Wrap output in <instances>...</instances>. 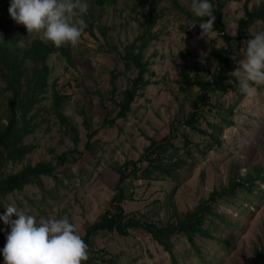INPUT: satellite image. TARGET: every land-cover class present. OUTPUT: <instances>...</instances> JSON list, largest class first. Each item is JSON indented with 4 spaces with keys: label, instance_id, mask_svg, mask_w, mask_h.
I'll use <instances>...</instances> for the list:
<instances>
[{
    "label": "rangeland",
    "instance_id": "rangeland-1",
    "mask_svg": "<svg viewBox=\"0 0 264 264\" xmlns=\"http://www.w3.org/2000/svg\"><path fill=\"white\" fill-rule=\"evenodd\" d=\"M159 1L160 18L153 28L159 38L152 40L145 51V57L151 62V71L147 74L151 82L140 91L134 109L125 121L118 119L113 127H104L103 119L108 111L103 103L108 105L110 115L115 116L111 98L119 97L138 73L136 69L126 72L121 52L109 46L124 52L127 45L139 40L154 10L153 0H116L104 6L87 0V21L94 22L96 36L86 29L75 47L67 45L71 49V62L58 52L48 58V87L29 114L35 131L26 141L35 144L37 149L23 164L9 163L6 171L16 173L27 165L55 162L57 155L74 147L54 110V91L67 96L62 110L79 132L78 150L83 153H75V156L82 158L84 154L81 164L72 166L65 176L61 174L59 178H64L61 182L45 178V189L29 185L23 191L8 194L0 215L6 212L5 206L15 204L38 219L68 217L80 236H84L87 227L101 218L115 197L119 179L116 169L127 160L139 161L152 139L161 140L170 135L173 121L181 122L188 116L198 88L186 87L179 68L181 57L189 63H199L204 74L212 75L218 66L213 53L228 44L219 30L213 31L210 40L199 38L201 20L187 14L194 15L190 10L191 0ZM247 3L249 9L257 5L256 0L227 1L223 18L231 37L237 36L239 20L246 16ZM101 27L106 28V35L100 32ZM260 31H264V21L257 20L246 28L248 39L234 41L232 58L237 62L241 60L246 41ZM4 34L16 38L20 47L30 46L36 39L42 40L35 33L28 35L26 28L17 24L9 13L0 21V36ZM113 74L116 90L111 92ZM182 84L185 87H180ZM234 84L238 85L236 90L213 95V101L220 102L224 116H229L227 109L235 104L234 124L230 127L224 122V117L216 114L217 108L213 112L206 111L205 117L200 119L201 128L210 133L213 130L207 119L223 126L219 133L222 146L208 135L180 127L173 140L178 148L177 155L186 162L179 170L180 177L153 182L129 179L128 199L124 203L127 213L162 226L176 214L181 217L196 211L215 191L222 192L248 169L259 167L264 170V85H253L256 92L248 96L241 92L237 81ZM9 94L0 78V112L8 102ZM235 98L238 101L234 103ZM82 109L89 119L90 131L84 125ZM94 131L92 148L84 153L87 134ZM186 134L192 142L189 147L184 143ZM208 145L214 147L207 149ZM242 169L246 171L242 173ZM260 183L264 187V182ZM253 196L256 194L249 195L240 189L237 196L221 198L214 205L215 212L225 215L231 223H225L219 217L208 218L205 227L217 238L197 233L196 246L203 255L198 254L196 246L184 234H177L174 241L179 263L264 264L255 253V248L264 245V194L256 200H252ZM9 230L0 220V250ZM129 232V235L97 232L93 235L94 247L103 249L100 254L105 259L115 255L116 264H175L172 254L150 234L133 229Z\"/></svg>",
    "mask_w": 264,
    "mask_h": 264
},
{
    "label": "trees",
    "instance_id": "trees-1",
    "mask_svg": "<svg viewBox=\"0 0 264 264\" xmlns=\"http://www.w3.org/2000/svg\"><path fill=\"white\" fill-rule=\"evenodd\" d=\"M113 1L116 0H94V4L98 3L100 6H104ZM227 1L210 0L213 4V15L216 17L213 30H219L220 34L224 33L228 44L226 48L218 49L213 53V58L218 60L216 70L212 75H206L199 63H189L184 57H181L179 68L186 87L198 88L194 98V107L181 122L173 121V130L170 135L161 140L152 139L150 146L147 147L145 154L139 161L127 160L116 169L119 179L114 199L111 200L110 206L101 218L89 225L85 235L81 236L88 245L89 250V259L83 262V264H116L115 255H111L108 259L101 256L100 253L103 249H96L94 247L93 235L97 232L129 235V231L132 229L150 234L154 241L161 244L166 251L172 254L175 264H180L176 255L174 241V237L177 234H184L188 241L196 246L195 238L197 233L217 238L205 227L209 217H219L225 223H231L225 215H219L215 212L214 205L221 198L230 195L237 196L240 189L249 195L255 193L256 196H253L252 200L263 197L264 187H261L262 184L260 182H264V170L254 167L253 169H248L244 176L238 175L237 178H234L230 182V186L223 189L222 192L215 191L208 201L201 203L197 207L196 211L181 217L176 214L169 222L162 226L148 219L143 220V218L135 214L127 213L124 206L125 201L128 199L127 181L129 179L153 182L180 177L179 170L184 167L186 162L184 158L177 155L178 148L173 141L180 127H186L194 132L208 135L221 147L223 141L220 139L219 133H221L223 126L212 123L207 119L209 128L213 130L210 133L207 129L201 128V117L204 116L206 111L210 110L213 112L217 108L216 114H221L224 117V122L229 124L230 127L234 124L233 111L235 104H231L228 107L229 116H224L220 102L213 101V95H217L218 92L225 95L231 90L238 88V85L234 84L236 82L235 77L228 75L230 70L232 69L233 71L237 64V60L232 58L234 55L232 45L234 41L248 39L246 28L251 26L255 21H264V0H261L259 6L256 5L251 9L248 7L249 2L245 4L246 16L239 20L238 32L235 38L229 35L228 26L223 18ZM159 3V0H153L154 10L151 13L149 24L139 40H135L133 43L127 45L124 52L115 46H109L110 49L121 52L126 72L130 73L133 69H136L138 73L131 78L130 86L122 90L119 97L115 96L111 98V102H113L114 109L116 110L115 116L110 115L108 105L103 103L108 111L103 119L104 127H113L118 119H124L125 121L133 111L134 103L140 91L151 82L150 79H147V74L151 71V62L145 57V51L152 40L159 38L158 34L153 33V28L160 18L158 12ZM9 6L10 0H0V8H2L0 9V21L3 19L4 14L8 15L9 8L7 10L6 8ZM177 6L181 11L183 10L180 5L177 4ZM187 14L190 18L202 19L190 13ZM85 17L88 32L93 37L96 36L94 22L87 21V15ZM100 32L102 35H106V28L101 27ZM16 43H18L17 39L7 34L0 36V78L5 84V91L10 93L8 102L4 104L0 112V213L4 211L3 200L8 194L23 191L29 185H38L42 189H45V178H54L58 182H61L64 178L60 179V175L65 176L72 166L80 165L84 156V154L82 158L75 156V153L82 154L83 151L79 152L78 150L80 138L76 126H74L73 122L70 121L62 110V103L67 96L61 95L59 91H54V110L61 124L64 126L67 135L72 140L74 147L57 155L55 162L42 161L36 165H27L16 173H7L6 167L9 163H25L29 155L37 149L35 144L27 143L26 141L27 137L35 131V127H32L29 114L36 104L41 101L40 95L45 93L48 87L50 75L48 58L58 52L70 62L72 61L71 49L67 45L56 48L50 42L40 39L34 40L27 47H20ZM115 79L116 76L114 74L111 75V83L114 85L111 92L116 90ZM180 87L185 86L182 84ZM234 100V103L238 101L237 98ZM82 113L84 115V125L90 131L89 119L83 109ZM95 133L94 131L87 134L88 141L84 153H87V150L92 148L90 143ZM184 143L187 147L192 145L188 134L184 135ZM212 147L214 146L208 145L207 149H212ZM187 154H190L189 151ZM146 163L148 165L144 166ZM196 249L200 256L204 254L198 246H196ZM255 253L264 261V245L255 248ZM0 260H3L2 251H0Z\"/></svg>",
    "mask_w": 264,
    "mask_h": 264
},
{
    "label": "clouds",
    "instance_id": "clouds-1",
    "mask_svg": "<svg viewBox=\"0 0 264 264\" xmlns=\"http://www.w3.org/2000/svg\"><path fill=\"white\" fill-rule=\"evenodd\" d=\"M260 2L256 0L257 6ZM88 9L87 0H10L8 11L17 24L26 28L28 35L35 33L60 48L75 47L80 42L88 27L84 19ZM190 10L202 18L199 38L210 40L216 19L213 4L210 0H191ZM242 55L228 75L235 77L242 93L251 96L256 92L253 85H264V31L246 41ZM5 207L0 220L10 230L0 250L3 264H83L89 259L88 245L68 217L38 219L15 204Z\"/></svg>",
    "mask_w": 264,
    "mask_h": 264
},
{
    "label": "built area",
    "instance_id": "built-area-1",
    "mask_svg": "<svg viewBox=\"0 0 264 264\" xmlns=\"http://www.w3.org/2000/svg\"><path fill=\"white\" fill-rule=\"evenodd\" d=\"M230 72H232V69L230 70Z\"/></svg>",
    "mask_w": 264,
    "mask_h": 264
}]
</instances>
